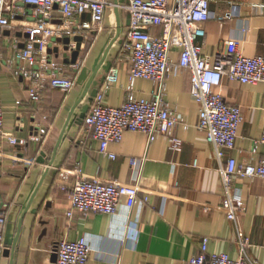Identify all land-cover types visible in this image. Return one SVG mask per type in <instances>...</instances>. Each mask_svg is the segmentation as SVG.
<instances>
[{"label": "crops", "instance_id": "1", "mask_svg": "<svg viewBox=\"0 0 264 264\" xmlns=\"http://www.w3.org/2000/svg\"><path fill=\"white\" fill-rule=\"evenodd\" d=\"M231 4L238 8L233 17L213 18L206 23V35L199 40L203 53L214 61L225 42L235 38L239 40V50L246 56H264V0H218L211 5V10L216 16L225 15L232 10ZM25 13L26 16L21 15V22L31 25L27 20L33 18L32 9L25 8ZM54 19H62L58 10ZM82 19L90 20V14ZM119 24L121 36L111 47L105 64L120 69L119 80L106 98L107 105L120 107L128 95L130 62L123 43L129 26L128 13L121 9L118 16L114 6L107 9L102 28L89 32L84 39L77 63L67 64V72L77 81L70 91L46 88L42 99L36 102L31 99L27 82L15 77L6 64H0L3 131L22 141L12 145L0 133V214L6 216L5 249L0 254V264H56L53 259L57 244L83 236L91 246L86 264L181 263L198 254L205 237L210 238L209 254L239 256L235 225L219 208L223 185L215 148L207 141L206 133L197 127L199 106L190 92V74L178 65L167 78L166 99L182 119L174 131L183 140L180 151L170 148L164 136L150 142L143 132L126 131L121 142L109 145V151L116 154L112 159L100 152L99 142L87 132L84 122L73 124L66 129L57 148L54 167L43 180L69 114ZM161 30L154 27L151 33L159 35ZM27 34L26 29L18 26L0 31V49L10 56L12 44L18 40L23 46ZM52 51L65 62L67 58L71 60L74 50L66 51L65 44L57 40ZM172 58L178 61V53H172ZM106 75L104 67L96 87L100 88ZM80 78L82 82L78 83ZM155 87L152 80L139 78L135 83L136 96L150 99ZM216 92L227 103L240 106L243 114L235 148L227 156L239 162H258L264 157V143L256 152L253 144L264 132V83L246 84L225 77ZM32 134H40V141H29ZM40 158L45 163L39 162ZM132 158L142 160V166L135 169ZM77 164L89 177L105 182L137 183L139 199L149 196V202L136 204L132 209L121 203L115 215H86L74 210L69 216L75 176L69 174L62 179L55 167L69 170ZM40 182L39 192L25 213ZM236 185L246 204V210L240 215V227L250 240L249 256L264 264V181L245 178ZM207 206L211 208L206 209ZM15 243L14 255H5Z\"/></svg>", "mask_w": 264, "mask_h": 264}, {"label": "built area", "instance_id": "2", "mask_svg": "<svg viewBox=\"0 0 264 264\" xmlns=\"http://www.w3.org/2000/svg\"><path fill=\"white\" fill-rule=\"evenodd\" d=\"M218 0H129L116 5L111 0H0V31L22 27L29 36L20 46L12 44L10 56L0 49V64L11 68L14 76L27 82L31 99L39 102L46 88L67 92L74 88L76 79L66 74L67 64L52 52L57 40L70 38V51L76 49L75 37H88V33L102 28L109 7H119L130 15V24L123 51L130 62L128 95L120 107L107 105V93L119 80L120 69L113 66L94 99L93 105L84 119L87 132L100 144V152L115 159L109 151L111 143L123 140L126 131L143 132L149 141L158 136L168 139L170 148L180 151L183 140L174 133L176 125L182 121L178 111L166 99L167 78L178 65L190 74V92L199 106L197 127L206 133L220 164L219 172L223 185V200L219 208L223 210L237 231L239 256L232 258L227 253H208L210 238L205 237L200 251L194 257L174 264H259L249 256L250 240L240 227V215L246 210L240 188L236 185L245 178H260L264 181V157L258 162H239L227 156L235 148L240 124L243 121L240 106L231 105L216 92L223 78L246 84L264 83V56L248 57L239 50V40L231 38L225 42L214 61L203 53L199 40L206 35V23L215 18L224 20L235 15V4L225 15L216 16L211 5ZM32 9V22L22 24L21 15L25 8ZM58 10L61 20L54 19ZM89 13L90 20L82 19ZM23 20V19H22ZM160 27L155 35L151 29ZM178 53L174 61L172 53ZM152 80L156 87L150 99L138 98L135 92L137 79ZM20 103V102H18ZM4 112L0 100V133L8 142L17 145L22 141L12 133L3 131ZM40 134H32L29 141H40ZM264 143L261 138L254 141L253 150ZM34 162V161H31ZM143 161L131 159L137 169ZM60 177L75 176L72 188L71 209L83 214L105 213L115 215L123 203L129 209L136 204L150 200L145 196L139 199L137 183L105 182L84 173L80 164L73 169H57ZM211 208L207 206L206 209ZM6 216L0 214V254L5 249L4 229ZM91 246L86 237L75 241L62 240L57 244L56 264H86L90 258Z\"/></svg>", "mask_w": 264, "mask_h": 264}, {"label": "water", "instance_id": "3", "mask_svg": "<svg viewBox=\"0 0 264 264\" xmlns=\"http://www.w3.org/2000/svg\"><path fill=\"white\" fill-rule=\"evenodd\" d=\"M129 0H113V2L118 5V4H121V3H125V2H128ZM115 10H116V13L117 15L119 16V12L121 11V9L117 6H115ZM91 18V16H90ZM130 24V15L128 14V26ZM121 33H122V26L121 24L118 25V29H117V33L115 35V37L112 39V41L110 42V44L103 50L102 52V55L99 56V58L97 59V61L95 62L93 68H92V72H91V75L90 77L88 78L86 84H85V88H84V92L81 96V98L78 100V102L76 103V105L74 106V108L71 110L70 114H69V119L67 121V124H66V127L64 128V131L62 133V136L58 142V145L55 149V153H54V157L53 159L47 164V170H46V174L44 175L43 177V180L45 179L46 175L48 174V172L50 171L49 169L50 168H53L54 167V162H55V157H56V153H57V148L59 147L60 143H61V140L63 139V136H64V133L66 131V129L69 128V126H72L73 124H82L84 122V119L85 117L87 116L88 114V111L91 107V103L94 101L95 97L97 96L98 92H99V87H96L97 86V77L99 76L100 74V70L102 68L105 67V70L107 72V74L109 73L110 69L113 67L112 64H107L106 66V60H107V57H108V54L110 52V49L111 47L113 46V44L117 41H119V38L121 36ZM27 36H29V34H27ZM70 38H65L62 40V42L65 44V50L66 51H69L70 48H69V44H70ZM75 41L77 42V47L76 49H74L73 51V56L70 59H66L65 60V63L66 64H76L77 61H78V57H79V53H80V49H81V46H82V43L84 42V38L83 36H77L75 37ZM86 72V71H84ZM107 76V75H106ZM106 76H104L103 80H102V83H101V86L103 84V82L105 81V78ZM82 78H80L78 80V83H81ZM100 86V87H101ZM86 99V102L83 104V101ZM77 108L79 109L77 112ZM39 162H42V163H45L44 160H42L41 158L39 159ZM56 171L58 173V168H60L59 166H56ZM42 180V182H43ZM42 182H40L34 192H33V195L29 201V203L27 204L26 208H25V213L28 212V210L30 209L33 201L35 200L38 192H39V189L42 185ZM21 227V226H20ZM15 246H16V243L14 244L13 248L11 250H6L4 253L5 255L9 256L11 254L14 255V252H15ZM57 261V254L55 253L54 255V259H53V262L56 263Z\"/></svg>", "mask_w": 264, "mask_h": 264}, {"label": "rangeland", "instance_id": "4", "mask_svg": "<svg viewBox=\"0 0 264 264\" xmlns=\"http://www.w3.org/2000/svg\"><path fill=\"white\" fill-rule=\"evenodd\" d=\"M24 15L26 16V13H24ZM59 60H61L63 62V59H59ZM66 68H68V66H66ZM66 74H68V75L70 74L67 72V69H66Z\"/></svg>", "mask_w": 264, "mask_h": 264}, {"label": "bare ground", "instance_id": "5", "mask_svg": "<svg viewBox=\"0 0 264 264\" xmlns=\"http://www.w3.org/2000/svg\"><path fill=\"white\" fill-rule=\"evenodd\" d=\"M27 25V24H26Z\"/></svg>", "mask_w": 264, "mask_h": 264}]
</instances>
